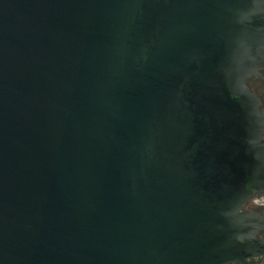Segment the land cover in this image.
<instances>
[{
  "label": "water",
  "instance_id": "1",
  "mask_svg": "<svg viewBox=\"0 0 264 264\" xmlns=\"http://www.w3.org/2000/svg\"><path fill=\"white\" fill-rule=\"evenodd\" d=\"M264 0H0V264L262 252Z\"/></svg>",
  "mask_w": 264,
  "mask_h": 264
},
{
  "label": "flooded vegetation",
  "instance_id": "2",
  "mask_svg": "<svg viewBox=\"0 0 264 264\" xmlns=\"http://www.w3.org/2000/svg\"><path fill=\"white\" fill-rule=\"evenodd\" d=\"M262 72V77H251L248 79L247 83L250 89L255 92L261 99L260 109L264 110V70ZM262 139H264V134L262 135ZM245 210L256 211L261 214L262 219V227L257 233V237L263 239V247L262 252L256 256L249 257L244 262H230L226 264H264V192L254 196L250 199L245 205Z\"/></svg>",
  "mask_w": 264,
  "mask_h": 264
}]
</instances>
